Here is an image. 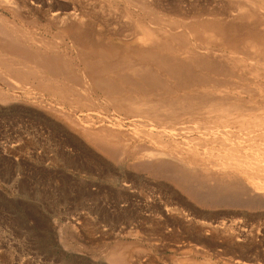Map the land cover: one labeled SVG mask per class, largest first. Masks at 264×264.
I'll use <instances>...</instances> for the list:
<instances>
[{
    "label": "bare ground",
    "instance_id": "1",
    "mask_svg": "<svg viewBox=\"0 0 264 264\" xmlns=\"http://www.w3.org/2000/svg\"><path fill=\"white\" fill-rule=\"evenodd\" d=\"M14 1L16 3L0 0L1 10L9 15L8 18L0 15V94L1 86L16 91L17 86L32 84L36 94L50 93L59 99V107L64 102L70 103V107L74 104L81 106L85 93L98 92L119 113H125L133 120L135 118L139 125L144 123L140 127L150 121L147 123L152 129H157L158 133H155L172 137V142H181L189 136L195 138L193 142H198L197 146H190L193 149H185L184 153L186 158L195 154L199 159L190 162L189 158V165L178 166L185 154L179 156L180 148L169 146L172 142L167 140L171 138L166 140L165 146L157 134H147L156 145L158 140L161 148L165 149L154 152L152 146L141 141L140 132H135L139 135L133 136L137 141L133 139L136 143L132 149L128 145L130 143L126 145L122 137L114 132L115 129H98L100 125L98 130L78 129L91 145L101 148L111 160L139 157L134 165L135 171L145 167L148 171L154 168L156 175L169 174L172 177H169L170 182L189 202L214 209L213 212L221 209L233 217L232 221L224 219L217 223L214 221V224L200 223L208 232L235 231L240 227L245 212L261 211L264 217V66L259 69V74H262V82L258 81L260 84L256 83L257 80L249 82L248 77L245 81L240 72V75H235L236 70L231 63L232 66H229L228 62L218 61L222 56L210 59L208 53L192 46L215 44L219 38L220 45L228 47L229 51H237H233L234 54L231 50L233 55L250 56L258 53L259 49L262 53L264 34H253L250 26L246 25L248 30L239 25L251 16L248 10L240 8L243 10L240 16L239 9L236 11L238 25L215 23L209 26L200 20L201 16L196 11L190 15L187 10V13L181 10V5V8L178 5V9L168 10L159 0ZM201 32H212L214 35L202 39ZM247 33L252 34L251 38ZM30 86L27 88L32 89ZM78 87L86 91L81 89L78 93ZM18 90L16 92L19 93L21 89ZM13 93V96L19 95ZM20 93L27 92L22 90ZM8 94L11 95L10 92ZM60 113V116L63 115L62 111ZM72 114L69 112L64 116L68 117L73 127H79L71 119ZM64 116L60 117L61 120L67 121ZM179 130L189 135L188 138L182 139ZM179 142L177 144L183 145ZM166 160L168 164L165 165L163 162ZM169 200L172 202V199ZM167 210L172 212L176 209ZM235 216H241L240 220L236 218L237 221H234ZM262 228L264 230V222ZM116 252H108L106 259L113 264H122V252H119L121 255Z\"/></svg>",
    "mask_w": 264,
    "mask_h": 264
},
{
    "label": "rangeland",
    "instance_id": "2",
    "mask_svg": "<svg viewBox=\"0 0 264 264\" xmlns=\"http://www.w3.org/2000/svg\"><path fill=\"white\" fill-rule=\"evenodd\" d=\"M10 1L16 3L14 0ZM159 2L168 10L178 9V5H181V10L186 13L188 11L190 15L196 11L195 13L201 16L200 20L209 26H214L215 23L238 25L236 11L238 9L239 12L241 11L238 12L240 16L243 11L240 8L244 7L251 16L239 25H244L245 29L250 26L249 29L255 32L253 34L257 32L260 35L264 34V0H241V2L240 0L236 2L235 0H159ZM0 15L9 17L1 8ZM251 33L246 35L251 38ZM208 35L214 34L201 32L202 39L209 38ZM217 39L213 38L217 41L216 45L210 43L206 44L207 46H192H198L201 52L208 53L210 59L211 57L219 59L218 55L222 56L217 60L222 63L228 62L229 64H226L229 66L233 65L232 68L236 70L235 75L241 73L244 79L245 77L250 79L249 82L257 80L256 83L260 84L262 74H259V69L264 66V61L260 59H264V50L260 53L261 49H259L258 53L250 56L233 55L235 54L233 51L236 50L231 49L232 53L231 50H227L228 47L220 45L219 38ZM252 56L256 57L254 59L261 56L257 59L261 62L257 60L254 62ZM250 61L256 64L252 65ZM250 68L257 69V72ZM30 85L27 84L28 88L32 87L30 88L32 93L26 85L17 86L15 90L19 91V88L27 93H20L21 91L18 93L11 88L7 89V86H1L0 264H113L106 259V255L117 250L119 251L116 254L122 252L124 255L120 254L124 264H264L262 228L264 217L261 211L245 212L242 217L235 216L234 221L236 218L240 220L241 217L242 223L238 229L233 230L234 232L232 230L208 232L200 223L214 224L224 219L232 221L233 217H229L231 215L228 216L221 209L213 212L214 209L210 210L189 202L170 182L172 177L169 174L156 175L154 168L148 171L149 169L145 167L135 171L134 165L139 157L111 160L112 158H109L101 148L91 145L78 131L86 127L91 130L114 131L115 129L114 132L122 137L126 145L130 143L128 145L132 149L136 143L133 139H136L135 135H139L135 132H140L139 138L143 137L142 142L152 146V151L162 152L165 149L161 148L162 145L158 140L156 145V142L148 137L152 133L155 136L158 133L157 129H152L147 123L150 121L140 127L142 122L139 125L135 118L133 120V117H129L131 120L125 113H119V110L114 109L105 97L95 91L85 93L86 98L81 99L83 104L71 105L73 108L69 111L70 103L64 102V106L61 103L62 107H59L57 103L59 99L55 95L50 93H37V95L33 92L34 86ZM76 89L77 92L81 89L86 91L83 87ZM3 90L5 93L3 96L10 92L11 95H8L14 98L10 100L8 95L3 97ZM15 92L19 95L13 96L12 93L16 94ZM49 97L54 99L51 100ZM59 109L63 114L61 116ZM79 109H82V112ZM67 110L73 113L71 119L73 118L72 120L79 127H73L68 117L64 116L68 115ZM117 114L121 115L117 116ZM63 116L69 120L68 122L65 120L67 123L64 119L61 120L60 117ZM128 119L134 121L133 124ZM158 136L165 146L168 138L171 140L167 141L173 140L170 136H160V133ZM188 136L184 133L181 138ZM200 138L204 137L200 136ZM193 139L195 138L189 136V139H184L186 142L177 141L183 145L177 144L174 140L169 146H178L180 148L178 155L181 156L185 154V149L190 150L197 146L198 142L194 143ZM186 155L185 158L181 157L182 161H179L178 166L182 164L186 167L191 161L199 159L195 154H188V158ZM163 163L166 165L168 161ZM173 197L178 198L180 202ZM169 199H172V202ZM168 208L176 210L167 212Z\"/></svg>",
    "mask_w": 264,
    "mask_h": 264
}]
</instances>
